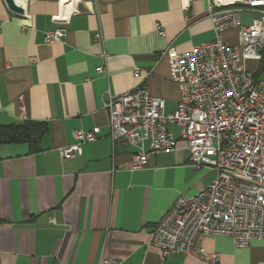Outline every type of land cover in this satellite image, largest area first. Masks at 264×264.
<instances>
[{"label":"crops","instance_id":"1","mask_svg":"<svg viewBox=\"0 0 264 264\" xmlns=\"http://www.w3.org/2000/svg\"><path fill=\"white\" fill-rule=\"evenodd\" d=\"M15 1L31 27L24 30L22 18L0 0V127L48 130L37 152L30 142L0 143V264H102L108 258L203 264L163 256L151 237L177 198L199 194L215 173L195 170L180 151L156 154L146 169H129L137 150L112 142L104 101L148 86L167 113L177 111L181 88L170 51L186 53L215 39L213 0H61L66 21L53 20L59 0ZM252 16L245 12L241 19L249 25ZM58 29L64 38L46 43V33ZM237 34L232 29L224 39L235 45ZM95 128L97 140L84 144L81 155L61 158L76 130ZM171 130L178 139L180 131ZM203 247L218 254V264H264V239L236 248L230 237L210 236Z\"/></svg>","mask_w":264,"mask_h":264},{"label":"built area","instance_id":"2","mask_svg":"<svg viewBox=\"0 0 264 264\" xmlns=\"http://www.w3.org/2000/svg\"><path fill=\"white\" fill-rule=\"evenodd\" d=\"M245 12L258 18L245 25ZM68 16L61 5L53 20L66 21ZM25 17L24 30L31 27ZM209 18L213 41L186 53L170 51L172 75L181 88L177 111L167 113L164 100L153 97L148 86L119 97L109 95L104 109L112 142L124 140L137 150L129 169H146L156 154L180 151L195 170L215 173L199 194L177 198L156 225L151 242L165 257L218 264V254L203 247L206 237H230L236 248L264 239V75H257L260 66L254 73L248 69L249 62L262 63L264 57V0H213ZM232 29L238 32L235 45L224 39ZM64 36L58 29L47 32L45 41L59 42ZM173 127L180 131L178 139ZM99 134V128L76 130L75 143L60 149L61 158L75 159ZM102 264L120 262L108 258Z\"/></svg>","mask_w":264,"mask_h":264},{"label":"trees","instance_id":"3","mask_svg":"<svg viewBox=\"0 0 264 264\" xmlns=\"http://www.w3.org/2000/svg\"><path fill=\"white\" fill-rule=\"evenodd\" d=\"M260 77L264 75V57L257 72ZM48 130L46 125L37 124H20L0 127V143L1 144H13L21 142L32 143V151H38V140Z\"/></svg>","mask_w":264,"mask_h":264},{"label":"water","instance_id":"4","mask_svg":"<svg viewBox=\"0 0 264 264\" xmlns=\"http://www.w3.org/2000/svg\"><path fill=\"white\" fill-rule=\"evenodd\" d=\"M8 10L14 15L21 16L24 14V10L17 5L15 0H5Z\"/></svg>","mask_w":264,"mask_h":264},{"label":"rangeland","instance_id":"5","mask_svg":"<svg viewBox=\"0 0 264 264\" xmlns=\"http://www.w3.org/2000/svg\"><path fill=\"white\" fill-rule=\"evenodd\" d=\"M255 18H258V16L256 14H253L252 20ZM260 65H261V63H259V62H249L248 63V69L251 73H254V72H257Z\"/></svg>","mask_w":264,"mask_h":264},{"label":"bare ground","instance_id":"6","mask_svg":"<svg viewBox=\"0 0 264 264\" xmlns=\"http://www.w3.org/2000/svg\"><path fill=\"white\" fill-rule=\"evenodd\" d=\"M73 1V0H72ZM218 1H220V2H224L225 0H218Z\"/></svg>","mask_w":264,"mask_h":264}]
</instances>
